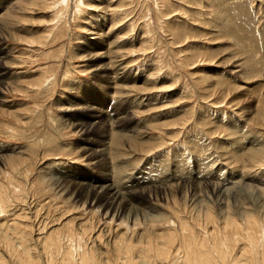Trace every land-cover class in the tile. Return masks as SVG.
<instances>
[{
	"label": "rangeland",
	"instance_id": "rangeland-1",
	"mask_svg": "<svg viewBox=\"0 0 264 264\" xmlns=\"http://www.w3.org/2000/svg\"><path fill=\"white\" fill-rule=\"evenodd\" d=\"M1 27L8 57L0 84V158L20 171L14 175L7 162L0 165L5 264H71L83 247L90 264H124L123 234L140 256V236L160 233L165 224L140 220L139 228L129 229L126 218L105 217L80 189L102 186L106 176L131 193L163 181L173 193L184 178L198 177L232 197L239 191L225 202L230 213L237 216L241 206L258 213L264 128L250 118L258 90L264 99V0H0ZM98 32L102 37L92 38ZM119 57L127 77L113 83ZM106 143L110 151L101 155ZM251 145L262 149L260 165L249 160ZM55 173L70 181L68 194L54 186ZM189 198L178 194L174 203L137 195L133 204L170 216L175 226L178 220L196 242L203 240V253L217 257L216 239L228 254L248 249L242 231L232 233L221 223L224 205L204 199L216 220V228L204 232L190 217ZM6 240L25 262L12 259ZM21 245L33 249L25 254ZM181 250L177 246L170 257L179 262Z\"/></svg>",
	"mask_w": 264,
	"mask_h": 264
},
{
	"label": "bare ground",
	"instance_id": "bare-ground-1",
	"mask_svg": "<svg viewBox=\"0 0 264 264\" xmlns=\"http://www.w3.org/2000/svg\"><path fill=\"white\" fill-rule=\"evenodd\" d=\"M99 14L101 17L105 18L104 17L106 15L105 9L101 10V8H100ZM105 21H106V18H105ZM89 30H92V29H89ZM3 32H5V31L1 27L0 28V84H2L4 81L3 80V71H2L3 66L2 65H3V62L8 57V52L3 47H1L2 46L1 42L4 39ZM100 37H102L101 32H98V34H96L95 37H92V38L99 39ZM117 54H119V53H117ZM122 58L123 57H121V58L119 57L117 59H114L115 60L114 61V67H113L114 71L111 72L113 74V76L110 77V80H112V82H113V78H115V80L118 81V80H125L127 77L126 66L124 65V61ZM234 68H237V66H235ZM109 69L110 68H108L106 66L103 67L104 71H106V70L109 71ZM124 90L126 91L127 89H124ZM259 94H260V90H258L255 93V98H256L257 102H256V106H255V112L252 113L253 115L251 114L252 117L250 118V120L253 119L254 124H256L258 127L264 128V103L262 102L264 99L259 100L258 99ZM260 104H261V106H260ZM109 145H110L109 143H106L105 145H103L102 147L99 148L100 149L99 151L102 152V153H100L101 155L107 154V152L110 151ZM83 149L88 150V147H85ZM247 150H248V153L250 154L249 160L252 162V164L260 165L261 164L260 162L263 163V160L261 159V154H260L261 152H259V151H262L261 148H253L251 145L249 148H247ZM6 162L8 163V166L10 167L12 174H14V175L19 174V172H20V171L18 172L19 166L16 163H13L10 161H5V159L0 158V165L1 166H3V167H4V165L6 166ZM1 173L4 174L5 172L1 171ZM11 173H10V177H11ZM182 173H183V171H182ZM4 175H5V177L9 178L8 174H4ZM53 177H54V182H53L54 186L56 188L60 189L62 194L63 193L68 194L69 188L71 186L69 185L70 181L68 180L66 175L62 174V173H59V174L55 173L54 176H52V178ZM188 177H186V178H188ZM110 178L111 177L106 176L102 180V184L104 183L102 186H100V185L95 186V184H97L96 182L92 183L91 185L83 184L84 186H82V189L79 188L81 190V191L80 190L79 191L81 192V195H84L86 197V200L92 199V202L97 203L98 205L100 204V208L103 207V209L105 210L104 216L111 218V220L121 219L123 221L124 218H126L125 219L126 223L127 222L132 223V225H129V227L130 226L138 227V226H140L141 221H142V224L143 223L154 224V223L159 222L158 220H161L162 224L164 222L165 227H166L160 233L152 234V232H151V233H147L146 235H144L142 233L143 235L140 236V240H141V244H142V251L140 252V256H134V250L127 243L128 240L125 237V234H123V236H121V240L123 242L121 244V248L123 250H125L124 252L127 254V261L124 264H180V263L181 264H183V263L184 264H221V262H222V264H264V235H262V234L258 235V232H262V231L264 232V201H263V203L261 201V205H258V207H257L258 213H256L257 211L255 212L254 209H253V211H251V209L243 208V206H241V208H240L241 210H238L239 212L236 213L237 214V216H236L235 214L230 213V211L228 209V205L226 204L227 203L226 201H228V198L236 199L237 195H238L236 193H238L239 191L236 190V192L234 193L235 196L232 197L229 195L230 194L229 190H227L225 188L224 189L220 188V187H218L219 185L208 184V183L207 184L206 183L200 184L198 182V180H196L198 177L196 179L193 178L192 179L193 181L192 180L190 181L189 180V179H191L190 177L188 179H186L183 176V178L185 179L184 180L185 183L182 184L181 186H177V191L175 190V192H173V193H169V191H172V190H171V188H169V185H167V183L164 181L162 183H157V184H152V185H150V183L148 182V184H145L142 187L138 186L139 184H136L134 186L140 187V188H138L139 190L131 193L130 190L129 191L127 190L128 187L120 188L118 186V183L112 181ZM149 178H151V177H149ZM14 180L11 179V181L9 183H10V185H12V188L15 191V189H17V186L14 185ZM174 180H175V178H174ZM177 181H180V179ZM17 184H19V183H17ZM141 185H142V183H141ZM229 185L232 186V184H229ZM10 188H11V186H10ZM244 188H247V186L245 185V186L241 187L240 189L243 190ZM74 191H76V190H73V192ZM257 191H258L259 196L264 195V188H261ZM3 192H4V189L0 185V205H2V206L5 204L4 198L6 196L5 193L2 195ZM178 194L181 195L182 199H184V198L186 199V198H188V195H190L189 200L191 202V206H193L190 209V217L194 222L198 223L197 224L198 227H200L202 229V231H204V232H207L206 228L207 227L209 228V226H212L211 228H216V223H215L216 220L213 217V214L209 209L210 205L209 206H208V204L206 205V203H204V201H205L204 199H206V198L209 199V197H211V198L215 199L219 203V205H224L225 209L224 208L221 209L223 211L219 214L220 219L222 221L221 223L224 225L225 230H229L232 233H236L237 231L238 232L242 231L243 232L242 236H245L246 240L248 241V243H247L248 249H245V250L239 249L237 252H235L236 250L233 248L230 251V254H228L229 252H227L226 249L222 250V248L219 247V245L216 243V242L220 241L221 239H216V238H219V236L217 234H215L213 239H216V240H214L215 245H214L213 249L216 253L219 252L217 257H215V255L212 256V254H210L211 252L210 253L209 252L203 253L204 249H201L203 240H202L201 244L199 243L200 241H198V240H197V242H198L197 243L195 240L196 237H194V235L192 233L191 234L188 233L189 230L185 229L184 226L182 227L181 225L177 224L178 220L175 219L177 221L176 226H175V223L170 219V216H167V215L162 216L161 214H160L161 216H159V215L157 216L156 213H155L156 216H153V215H150L151 212L148 214L147 212H145L144 209H140L139 207H136L135 204H133L135 202V200L137 199V195L145 196L147 201L153 200V199L158 200V198L159 199L164 198V199H170V200H172V202L174 201V203H175L176 199L178 198ZM227 195H229V197ZM142 201H141V203H142ZM202 201H203V203H201ZM223 203H225V204H223ZM2 206H0V207H2ZM4 206H6V205H4ZM148 207H149V205H148ZM153 211H154V207H153ZM13 213L17 214V211H16V213L15 212H13ZM123 214L124 215L126 214V215L124 216ZM238 216H239V219H237ZM161 221H160V224H161ZM124 223H125V221H124ZM79 224H78V228H77L78 230L80 229ZM87 225H89V224H87ZM119 225H121V224H119ZM124 227H125V225H124ZM118 228H119V226H118ZM131 228L132 227H130L129 229H131ZM147 228H148V226H147ZM132 229H134V228H132ZM5 230L0 228L1 233L2 232L6 233ZM86 230L90 231V229H87V228H86ZM81 231L83 232L84 230L82 229V230H80V232ZM143 232H144V230H143ZM148 232H150V231H148ZM125 233H127V232H125ZM81 234H83V233H81ZM137 235H138V233H137ZM207 235H208V233H207ZM126 236H127V234H126ZM6 237L8 239L7 238H5V239H7L8 241H11V240H9V239H11V237L10 238L8 236H6ZM209 237H210V234H209L208 238ZM7 240H6V242H7ZM156 240H157V242H156ZM72 241H73V239H72ZM79 241H80L79 243H81L82 239L80 238ZM231 241H233V240H231ZM13 244H12V246H11L10 242H7V244H6L7 250L6 249L5 250L7 253L9 251L8 254L10 256H11L12 252L15 251L14 247H16V246H13ZM223 244H225L227 246V249H230V243L226 239L224 240ZM23 245L17 246V248H21L22 252L25 254H28L33 249V248L31 250L27 249L26 248L27 246L25 247ZM225 245H220V246L225 247ZM177 246H180V249L183 250L182 257H180L182 259L179 260V262L174 261L175 258L173 260L170 257V255L174 252V250L176 249ZM83 248L80 251L78 250L79 251L77 253L78 260L71 258V262H70L71 264H90L89 263V257L86 256L87 254H84ZM207 249H205V250H207ZM224 252H226L228 255L227 259L225 258L226 255L224 256ZM16 253H19V251L17 252V250H16L15 255L14 254H12V255H14V257L18 260L17 262H21V263L25 262V261H22L23 259L21 256L23 254L18 255ZM31 253L34 256L33 252H31ZM31 253H30V255H31ZM141 253H143V254H141ZM26 257H27V255H26ZM135 258H137L138 262L137 261L135 262V260H134ZM170 258H171V260H170ZM12 259H13V257H12ZM65 259H66V257H65ZM34 260L35 259H33V261ZM64 260H62V261H64ZM66 260L69 261L70 259H66ZM172 260H173V262H172ZM170 262H172V263H170ZM5 263H7V260L5 262L4 258L0 255V264H5ZM31 264H34V263L32 262Z\"/></svg>",
	"mask_w": 264,
	"mask_h": 264
}]
</instances>
